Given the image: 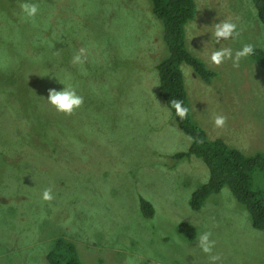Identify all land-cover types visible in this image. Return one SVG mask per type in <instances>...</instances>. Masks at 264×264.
I'll use <instances>...</instances> for the list:
<instances>
[{"label":"rangeland","instance_id":"1","mask_svg":"<svg viewBox=\"0 0 264 264\" xmlns=\"http://www.w3.org/2000/svg\"><path fill=\"white\" fill-rule=\"evenodd\" d=\"M24 2L40 6L35 23L23 18ZM194 2L185 48L216 76L206 83L181 65L191 118L209 140L264 153L263 70L252 55L238 68L208 60L224 47L264 51L253 0ZM225 19L240 36L217 44L214 25ZM162 34L148 0H0V264H48L57 238L81 264H210L197 246L206 231L221 257L215 264H264V232L228 188L197 211L189 206L209 172L195 157H173L190 139L159 96ZM80 48L85 62L73 64ZM69 84L84 103L66 116L45 99ZM217 114L225 127H214ZM261 175L253 173L255 186H264ZM49 187L54 199L45 202ZM180 223L194 227L193 241Z\"/></svg>","mask_w":264,"mask_h":264},{"label":"trees","instance_id":"2","mask_svg":"<svg viewBox=\"0 0 264 264\" xmlns=\"http://www.w3.org/2000/svg\"><path fill=\"white\" fill-rule=\"evenodd\" d=\"M151 12L163 28L162 38L168 50L167 55L156 65L159 78V96L163 99L171 115L190 140L186 152L174 155L177 160L195 157L206 166L208 180L193 191L189 199L192 210L200 209L203 201L210 195L217 194L224 187L245 207L250 216L251 225L257 231L264 232V186H255L253 173L261 172L264 179V153L255 152L245 155L228 146L222 139L209 140L206 132L191 118L190 107L184 89L181 65L193 70L201 80L209 83L216 74L206 68L205 64L185 48V26L193 21L196 15L194 0H148ZM257 16L264 26V0H253ZM252 57L264 72V51L255 49ZM172 99H180L189 109L188 117L181 120L171 107ZM202 141V142H197ZM257 175V174H256ZM140 210L144 217L154 213L151 203L139 199ZM177 231L189 241H193L196 232L188 223H180ZM48 264H81L75 247L57 238L53 248L47 254Z\"/></svg>","mask_w":264,"mask_h":264},{"label":"clouds","instance_id":"3","mask_svg":"<svg viewBox=\"0 0 264 264\" xmlns=\"http://www.w3.org/2000/svg\"><path fill=\"white\" fill-rule=\"evenodd\" d=\"M20 10L23 14V18L30 20L35 23V18L40 12V6L36 3L24 2L20 4ZM213 35L216 43L219 44L221 40L233 39L235 40L240 36V32L237 28V23L232 19H225L214 25ZM254 53V46L252 44H244L240 49L235 51L230 47H224L214 49L210 52L208 60L211 65L219 67L226 60H231L233 67L238 68L242 58L248 57ZM86 59V49L80 48L76 54L72 57V63L82 65ZM47 103L57 112L66 116L72 115L75 110L82 107L84 103V97L79 95L76 88L72 85L64 86L62 90L49 89ZM171 107L175 110V114L181 120L188 117L189 109L183 105V101L180 99H172L170 101ZM227 123V117L222 114L215 115L213 119L214 127L223 128ZM192 139L191 137L189 138ZM202 142V141H197ZM225 191H228L225 189ZM230 194V193H229ZM41 199L45 202H51L54 199L52 189L45 188L41 193ZM211 232H203L199 235L197 240V246L202 250L203 253L208 255L210 264H215L216 261L220 260L219 254H213V248L215 247L216 241L210 239Z\"/></svg>","mask_w":264,"mask_h":264}]
</instances>
